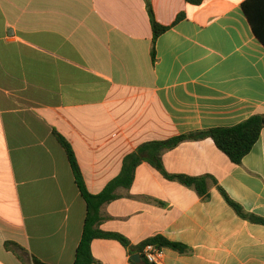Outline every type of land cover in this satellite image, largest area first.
<instances>
[{"label":"crops","instance_id":"0c3cea01","mask_svg":"<svg viewBox=\"0 0 264 264\" xmlns=\"http://www.w3.org/2000/svg\"><path fill=\"white\" fill-rule=\"evenodd\" d=\"M245 1L151 0L169 27L154 57L145 0H0V264H74L87 205L55 132L98 194L143 143L264 115V46ZM163 164L212 177L264 219V129L239 165L210 138L166 150ZM208 187L203 200L143 162L132 187L103 206L100 229L132 246L163 236L191 250L163 249L161 264H264V225ZM92 253L95 264H132L115 240H95Z\"/></svg>","mask_w":264,"mask_h":264},{"label":"trees","instance_id":"16d2710c","mask_svg":"<svg viewBox=\"0 0 264 264\" xmlns=\"http://www.w3.org/2000/svg\"><path fill=\"white\" fill-rule=\"evenodd\" d=\"M189 4L199 6L204 0H186ZM147 11L150 16L153 29V56L155 57V44L157 39L168 31L169 27L163 26L156 21L155 13L151 0H145ZM242 10L247 17L257 39L264 46V0H246L242 4ZM185 14H180L176 23L180 22ZM264 129V115H254L248 120L229 128H214L187 135H181L166 141H152L138 146L136 151L127 155L123 161V167L119 176L113 179L104 190L98 194H92L88 191L81 167L76 157V153L71 144L59 133L55 132L59 143L65 150L70 166L72 168L78 189L87 205V216L84 223V229L80 244L76 251L74 264H95V258L92 253V244L95 240H115L125 248L130 250V256L140 254L142 262L149 263L142 255L143 249L147 245H154L159 249H171L182 255L190 253L189 247L169 241L163 236H155L143 241L137 246H132L130 241L122 234L115 232H105L100 229L101 224L106 220L102 214V208L120 198L118 191L120 189H130L135 181L136 170L143 163L151 164L164 178L170 181H178L182 185L193 187L203 200L209 198V180L218 186L225 201L233 208L236 214L244 220L253 224L264 225V219L247 213L244 208L234 202L227 193L221 188L217 181L210 176L190 177L186 175L169 174L163 164V153L166 150L176 148L185 140H203L212 139L219 150L229 157L232 163L239 165L243 159L251 153L261 137ZM132 264H136L131 260ZM33 264H47L37 258H33Z\"/></svg>","mask_w":264,"mask_h":264},{"label":"built area","instance_id":"2783aa9c","mask_svg":"<svg viewBox=\"0 0 264 264\" xmlns=\"http://www.w3.org/2000/svg\"><path fill=\"white\" fill-rule=\"evenodd\" d=\"M142 255L149 263L161 264L163 260V249H159L154 245H147L143 249Z\"/></svg>","mask_w":264,"mask_h":264},{"label":"water","instance_id":"95a60500","mask_svg":"<svg viewBox=\"0 0 264 264\" xmlns=\"http://www.w3.org/2000/svg\"><path fill=\"white\" fill-rule=\"evenodd\" d=\"M131 260L136 263V264H140L142 262V258L140 254H134L131 256Z\"/></svg>","mask_w":264,"mask_h":264}]
</instances>
